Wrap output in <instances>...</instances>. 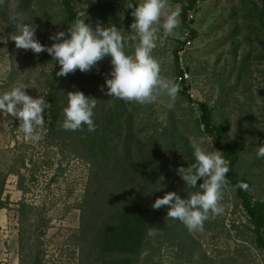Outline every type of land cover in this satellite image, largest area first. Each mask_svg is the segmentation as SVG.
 Listing matches in <instances>:
<instances>
[{
	"label": "rangeland",
	"instance_id": "374dc122",
	"mask_svg": "<svg viewBox=\"0 0 264 264\" xmlns=\"http://www.w3.org/2000/svg\"><path fill=\"white\" fill-rule=\"evenodd\" d=\"M20 1L0 0V94L25 83L29 87L27 94L33 98L43 95L48 101L47 84L54 77L56 61L46 52L34 54L17 49L11 39L19 34V25L35 24L36 37L51 46L49 36L62 31L63 10L59 0H28L25 8ZM142 2L73 0L77 20L85 19L93 28L97 24L115 25L125 34H134L130 28L134 18L128 5ZM167 3L165 13L176 8L181 12L186 2ZM260 4L261 0H198L196 12L188 16L192 20L189 28L195 30L196 36L187 38L188 30L179 17L180 26L162 45L158 41L152 53L160 64L161 75L181 87L174 107L168 109L166 95H158L156 102L143 105L123 101L143 142L161 133L159 175L164 177L160 182L166 185L167 192L171 191L167 185L180 182L175 170L185 167L186 153L193 154V144L217 150L199 122L195 101H201L211 108L214 123L228 124L226 140L238 146L240 152L238 175L251 182L253 199L264 204V159L256 158L258 146L264 143ZM185 39L189 44L176 65L173 50L178 41ZM135 43L138 38L129 43L127 53L132 54ZM110 60L106 56L89 72L77 70L57 76L61 78L59 104L67 106L68 92L90 91L96 99L95 115L103 114L115 98L107 95L105 85L110 78ZM180 66L186 70L187 78L178 82ZM181 83L188 86L186 93L191 100L183 96ZM63 118L62 111L59 119ZM50 121L48 107L44 127L36 129L41 139L36 140L25 135L22 122L15 116L0 112V180L4 177L0 264H83L81 206L90 167L71 152L66 136L57 138L49 133ZM16 171L22 178V189H18L20 177L12 173ZM159 196L160 191L155 200ZM220 205L223 213H210L203 231L188 230L197 249L190 258L177 255L174 246L151 238L139 264H264V251L253 242L252 225L234 191L227 186Z\"/></svg>",
	"mask_w": 264,
	"mask_h": 264
},
{
	"label": "trees",
	"instance_id": "16d2710c",
	"mask_svg": "<svg viewBox=\"0 0 264 264\" xmlns=\"http://www.w3.org/2000/svg\"><path fill=\"white\" fill-rule=\"evenodd\" d=\"M62 10V31H67L76 21V11L73 0H59ZM23 8L29 3L21 0ZM181 7L180 18L188 30L187 38L196 36L195 30L189 28L192 22L188 16L197 10L198 0H185ZM262 29V52L260 58L263 64L262 84L264 99V0H261L258 15ZM178 41L173 50L175 64H178V51L185 45ZM59 65H55L54 77L49 80V115L51 123L49 133L57 138L66 136L70 141L73 154L83 158L89 164L88 185L83 205V264H139V258L151 238H158L175 247L178 254L190 258L196 247L192 242L188 229L179 220L167 217L168 208L154 209L153 200L159 191H155L160 184L159 175L162 162V141L158 137L147 138L144 142L139 131L134 128L131 114L121 99L114 98L112 104L103 114H96L93 110L95 131L89 132L87 125L76 131L63 130V119H59L65 105L59 104L58 90L61 76L57 77ZM177 67V66H176ZM181 71L178 70V74ZM93 77V74H92ZM58 82V83H57ZM184 83V82H183ZM181 83L183 96L189 99L186 91L188 86ZM86 96L94 94L83 91ZM199 111V122L205 134L211 137L214 147L221 151V155L228 162L229 171L226 174L225 186L232 189L241 207L245 211L249 223L252 225L254 244L264 251V204L254 200L249 189L251 182L238 175L237 166L240 160L238 146L226 140L228 124H216L213 121L212 110L206 102L195 101ZM144 143V144H143ZM189 149V148H187ZM195 162L192 153H186L185 167ZM15 175L20 173L12 172ZM20 177V176H19ZM21 177L18 189H22ZM202 181H198L199 185ZM4 177L0 180V208ZM246 184L247 188L241 187ZM181 197L187 198L199 189H188L180 179L175 185L169 186ZM167 191H160V196ZM110 196V197H108ZM112 198V199H110ZM110 199V200H109ZM24 206V205H22ZM149 226L159 229L158 234L149 237ZM198 248V247H197Z\"/></svg>",
	"mask_w": 264,
	"mask_h": 264
},
{
	"label": "clouds",
	"instance_id": "9594fccd",
	"mask_svg": "<svg viewBox=\"0 0 264 264\" xmlns=\"http://www.w3.org/2000/svg\"><path fill=\"white\" fill-rule=\"evenodd\" d=\"M167 0H143L138 6L129 4L134 18L130 28L134 34H125L115 25L95 28L85 19L77 20L66 32L57 31L49 36L51 46L42 44L36 37L35 24L19 25V34L11 40L17 49L31 50L34 54L46 52L59 65L57 76H67L79 70L89 72L103 58L110 57L111 71L105 81L107 95L126 102L146 104L156 102L158 95H166L168 109H172L181 91L178 83L161 75L159 62L153 56L157 42L163 44L166 37L180 26V9L165 13ZM163 22L161 23V18ZM162 29V35L160 30ZM132 54L126 52L130 42L137 41ZM28 85L20 83L0 94V112H7L22 122L26 136L41 139L36 129L45 123V110L49 103L45 96L35 98L27 94ZM96 99L82 91L67 93V106L63 109V130L76 131L87 125L89 132L95 131L92 119ZM195 162L187 167L178 166L176 174L188 189H196L187 198L176 191L166 192L152 204L153 209L167 206V217L179 220L190 231H203L209 214L223 213L220 205L222 193L227 183L228 162L221 151L192 145ZM257 159H264V143L258 146ZM164 177L160 178L163 181ZM198 181H202L199 185ZM241 187L247 188L246 184ZM166 185L159 184L155 191H162ZM159 229L149 226L147 236L153 237Z\"/></svg>",
	"mask_w": 264,
	"mask_h": 264
},
{
	"label": "built area",
	"instance_id": "2783aa9c",
	"mask_svg": "<svg viewBox=\"0 0 264 264\" xmlns=\"http://www.w3.org/2000/svg\"><path fill=\"white\" fill-rule=\"evenodd\" d=\"M186 44H189V40H187L185 42V45L178 51V53H177L178 54V59L181 58L182 53H183V51H184V49L186 47ZM180 68H181V70H180L181 72L177 75V81L178 82L184 81L187 78L186 70L183 69V67H181V66H180Z\"/></svg>",
	"mask_w": 264,
	"mask_h": 264
}]
</instances>
